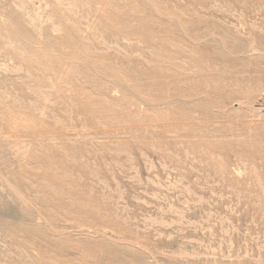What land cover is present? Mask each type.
Segmentation results:
<instances>
[{"label": "rangeland", "instance_id": "374dc122", "mask_svg": "<svg viewBox=\"0 0 264 264\" xmlns=\"http://www.w3.org/2000/svg\"><path fill=\"white\" fill-rule=\"evenodd\" d=\"M0 264H264V0H0Z\"/></svg>", "mask_w": 264, "mask_h": 264}, {"label": "bare ground", "instance_id": "6f19581e", "mask_svg": "<svg viewBox=\"0 0 264 264\" xmlns=\"http://www.w3.org/2000/svg\"><path fill=\"white\" fill-rule=\"evenodd\" d=\"M253 50V49H252ZM186 53L187 52H182L181 53V55L177 58V56H176V60H180L181 62V66H179V67H177L179 70H181V68H182V63H184V62H186L187 60H188V55H186ZM167 59L170 61L171 59H169V57H167ZM167 62L168 64H170L171 65V62ZM168 67H171V66H168ZM197 68V67H196ZM192 69H194V67H192ZM204 69V72L206 73V71L208 72L207 73V76L205 77L208 81H211L210 80V76L212 75V74H215V73H217V75L215 76L214 75V78L216 79V80H219V81H222L220 78L222 77V76H218V72H217V68H216V65L215 64H209L208 65V67H207V69L206 68H203ZM186 72V71H185ZM188 72V71H187ZM179 73H181L180 71H179ZM186 74V73H185ZM220 77V78H219ZM175 79V78H174ZM188 80L187 79H180V83L182 82V84H186V83H188L187 82ZM223 82V81H222ZM223 83H226L227 84V81H224ZM222 83V85H225V84H223ZM214 84V83H213ZM205 85H208L209 86V84H205ZM215 85H217V84H215ZM219 85V84H218ZM229 84H227V85H225L226 87L228 86ZM208 88V87H207Z\"/></svg>", "mask_w": 264, "mask_h": 264}]
</instances>
